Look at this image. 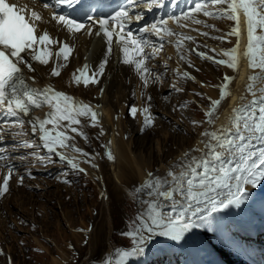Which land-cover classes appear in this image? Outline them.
I'll list each match as a JSON object with an SVG mask.
<instances>
[{
    "label": "snow or ice",
    "instance_id": "snow-or-ice-1",
    "mask_svg": "<svg viewBox=\"0 0 264 264\" xmlns=\"http://www.w3.org/2000/svg\"><path fill=\"white\" fill-rule=\"evenodd\" d=\"M141 2L143 0H127L125 7L99 18L85 13L84 20H78L68 13L53 12L52 19L68 33H80L83 30L92 35V28L86 25H98L99 30L95 35L104 37L107 44L105 55L111 53L115 37V42L120 45L123 63L134 65L144 85L147 86L152 70L145 62L159 50H155L151 56L146 54L142 45L147 41L142 36L134 34L128 27L132 22L129 9ZM76 3L77 0H52L51 4L45 2L43 7L71 9ZM196 14L223 17L234 22L228 33L216 39L227 40L230 36L237 38L234 47L221 50L218 55L222 58L205 52H197V55L232 70L238 69L243 55L247 57L248 68L252 70V74L247 77L245 93L239 97L240 103L231 108L225 122L216 126V120L219 119L218 109L231 95L229 85L234 79L225 74L221 83L213 86L218 88V98L208 97L210 103L204 110L205 119L191 121L194 128L205 123L210 126L199 133L197 145L177 157L167 167L165 175L148 172L143 182L129 193L135 202L146 207L137 213L132 230L121 233L132 238L133 247L127 251L117 249L116 264H123L129 257L142 254L146 242L157 236L179 242L191 230L209 227L213 219L216 220L218 229L226 228L227 225L222 223L221 218L214 217L213 214L229 208H239L249 198L248 186L255 188L264 183V0H194V6L182 12L181 17L173 15L169 19L182 28L189 25L181 24V19L197 25L205 23L196 18ZM136 18L140 19L139 16ZM242 18L243 29L247 35V46L243 53L239 49ZM41 19L40 13L27 5L18 7L16 3L0 0V112L14 118L3 123L22 129L25 124L24 118L28 117L27 123L31 126L32 133L38 136L47 153L46 157L38 156V162H51V158L57 156L70 165L72 170L87 174L86 169L80 167L78 161L81 157L86 158L84 162L95 168L97 165L92 163L94 158L75 143H71L74 136L69 133L87 141V135L77 127L81 123L79 117H89L90 126L96 127L99 123V113L91 105L77 101L50 85L42 88L32 87L24 78V68L29 72L35 71L33 61L42 65L49 63L52 55L51 45L59 44L55 53L58 59L67 61L72 52L67 42L54 39L47 30L42 33L38 31L37 22ZM167 25L168 20L161 18L150 28L139 29V33L153 32L161 39L162 33L167 36L176 35L180 37L175 42L178 50L184 40L194 39L182 32H175ZM205 26L215 27L207 24ZM192 30L203 36L210 35L208 32H200L199 29ZM211 51L216 52V49ZM183 58L181 56V59ZM106 63V59L101 61L98 70L91 74L86 71V65L84 69H77L73 73V82L82 83L85 87L97 83ZM59 67L62 65L52 68V76L60 74ZM177 74L185 79H195L188 72ZM173 89L177 92L182 91L175 85ZM249 96L251 99H248ZM45 104L51 110L45 113L43 118L31 116L34 109L42 108ZM137 111L135 106L129 108L133 117ZM142 111L145 114L149 113L148 107ZM152 123V119L146 116L144 126H151ZM2 131L0 128V132ZM100 134L103 135L102 128ZM25 146L33 147L27 142ZM68 149L78 155L68 156ZM106 155L109 160L114 159L110 151ZM3 159L4 150L0 148V160ZM5 167H8V173L3 176L0 183V197L9 191V181L13 173L12 166ZM23 180L24 177L21 176L19 182L23 183ZM102 264H111V261L105 260Z\"/></svg>",
    "mask_w": 264,
    "mask_h": 264
},
{
    "label": "rangeland",
    "instance_id": "rangeland-1",
    "mask_svg": "<svg viewBox=\"0 0 264 264\" xmlns=\"http://www.w3.org/2000/svg\"><path fill=\"white\" fill-rule=\"evenodd\" d=\"M189 7L190 6H187L184 11L188 10ZM177 17H181V15ZM196 18L205 23L197 25L189 20L181 19L180 23H186L189 27L182 28L174 22L171 24L185 30L187 34L191 33L190 35L194 38L193 40H195V43L193 44L194 46L192 45V49H189V46H187L186 43L182 45L179 50L173 47V45L168 44L165 49L163 47L160 48L161 51L163 50V53L159 60L169 62L170 64V66L166 65V72H163V74H165L163 77L161 76V79H154L152 77L154 70H152L149 82L147 86H145L140 75L135 73L139 84L135 89V95L134 92L130 94L132 95L131 99L128 100V98H126V100H122L121 104L124 105L125 102L129 101V104L125 105L123 113H119L120 110L115 105L116 98H111L114 120L117 119V117L121 120L120 125L125 131L124 134L131 139L132 154L136 158L143 155L142 157L145 159L148 166H150L148 169H145L146 174L152 172L155 175H165L167 167L170 165L169 163L172 164L183 152L196 146L195 141L200 138L199 133L204 131L205 128L210 127L205 123L194 128L191 121H203L205 119L204 110H206L210 103L208 100L209 95L201 90L202 84H208L212 89H215L213 96L214 99L215 97L218 98V88L213 86L220 84L225 74L220 69L222 65H217L210 60L202 59L195 52H205L208 55L222 58L218 55L221 53L219 49L225 50L234 47L236 45V37L230 36L227 40L216 39V37L228 33L230 30H227V28L233 26L234 22L226 18L215 16L205 17L203 14H196ZM206 24L214 25L215 27H206ZM192 29H199L200 32H208L210 35L203 36ZM161 35L164 38V35ZM179 38L180 37L177 36L174 37V41L172 42L176 45L175 42ZM193 40L186 41L192 44ZM198 45L199 47H197ZM169 48H172L171 53L168 51ZM193 49H196V51H193ZM211 49H216V52H212ZM173 52L177 55L174 56ZM181 56L184 58L181 59ZM92 57L93 54L91 55L90 62H92ZM113 57H115L114 53ZM164 57L168 60H164ZM157 58L158 56L154 55L151 60H147V67L150 68L153 64H158L155 65V68L161 70V67H159L160 63L156 61ZM152 61L156 62L152 63ZM175 63L180 67H183V65L185 66L187 63H191V67H193L192 70L194 71L192 77L194 76L195 79H185L179 76L174 71ZM67 64V66L70 67L69 61H67ZM196 65H198V67H196ZM117 67L118 63H116L114 58V69L99 88V91L103 90L100 92L101 94H107L113 71H115ZM188 67L191 68L190 66ZM208 67H214L216 71L215 76L208 74ZM172 68L174 70L170 73ZM167 71L170 73L169 78V73ZM188 73H190V71H188ZM196 74L201 77V79H199ZM196 77L198 79H196ZM231 77L235 78V74H232ZM181 79L183 80L181 81ZM126 81L128 83V76L126 77ZM233 82L234 79L229 85L230 92ZM173 85H175L176 88H181L182 91H175ZM72 92L74 93L73 95H76L79 91L75 90ZM196 93H202L203 95L197 96ZM95 96V90H88L87 95H82L81 93L77 94L78 98L83 97L89 102H91L90 100H93ZM149 97H151V99H149ZM162 98H164V105L160 103L158 104L157 101L155 102V100ZM170 99H175L174 102H180L181 104H177L176 106V104L174 105L173 101L171 102ZM98 104H100V102H98ZM170 104H172V107H170ZM181 105L186 106L181 107ZM131 106H135L138 110L135 117L129 112ZM145 107H148L149 109L148 114H145L142 111ZM220 108L221 106L218 109L217 115L219 114ZM139 114L142 115V123H144L146 116L151 118L154 122L151 126L146 127L141 134L140 131L136 132V127L138 125L135 124L138 122L137 115L139 116ZM128 119L134 123H129ZM84 124L88 128V130L84 129V133L88 137L87 141L81 137L84 151L89 153L91 157L97 155L100 163L104 160L112 162L113 160H109L106 155V153L111 150L109 141L106 138L104 140L101 139V129L95 131L96 128L100 127V124L96 127L90 126L89 117H86ZM114 127L117 128L116 125ZM103 132H105L104 129ZM137 136H141L142 139L139 140V137ZM183 136H187L189 140L183 142L181 139ZM156 146H159V148L156 149ZM39 147L38 156L46 157L47 153H43L42 146L39 145ZM104 166L105 171H108V165L104 164ZM160 168L162 169L161 173L163 174H159ZM12 177H17L15 183L16 187L14 189L11 187L9 188V191L7 192L9 193L7 194L8 202L3 208H0V214L2 215L0 226L3 232V236L0 237L7 257L9 256L8 258H10L11 261L10 263H6L4 260L6 256L0 255V264H53L52 258H59L56 250L58 247L65 249V253L68 257L63 264H102V262L106 260V250L108 245L113 247L109 260L111 261V264H116L118 259L117 249L127 251L133 247L132 238L121 235V233L132 230L133 221L135 220L137 213L146 206H142L135 202L131 196L128 197L129 200L122 201L121 208L118 212V219L115 220L113 217L114 223L110 234L106 237L103 224L100 231L101 235L99 234V236H101V240H99L100 242L97 244V247L94 246L95 251L88 252L90 236L96 232L98 233L101 214L97 205L100 200V195L98 196L97 189L92 183L93 181L91 182L86 178L88 177L87 174L77 173L72 170L70 165L65 161L60 160L57 156H53L51 162H38L34 171L28 177L24 176L23 183L19 182V176ZM13 178H10V180ZM37 181L40 183H37ZM41 182L44 183L45 187ZM105 187L106 186H104V188ZM248 187L249 198L246 201H251L254 198L263 200L264 183H261L255 188H252L251 186ZM15 194H17V196ZM16 200L22 203L21 208L19 206L17 208ZM127 201L129 202V208H127ZM14 202L16 204H14ZM243 206L245 207L244 209L247 208V211L253 210L254 208L264 209V203L262 202H244ZM243 206L241 205L240 207L243 208ZM128 213H131V218H129ZM221 213L224 215V212ZM216 214L221 218L222 223L227 225L225 233L217 228L215 219H213L212 224L209 227L196 229H201V233H207L206 236H202L207 239L210 247L212 246L211 248L216 253L227 259L226 264H254L251 262L250 258H241V256H239V253H241L242 250L244 251V249H248L249 246L245 243L244 239L240 237L241 234L238 231L236 224H234V221L228 218L227 222L222 214ZM216 214H213V216L216 217ZM224 216L227 218L226 214ZM253 217L264 218V215L254 214ZM129 219L133 220L130 221ZM258 222L264 225V221L258 220ZM229 230L231 232L230 237L233 239L228 237ZM73 231L77 233L80 232L82 235L74 236ZM78 243L79 246L77 245ZM182 243L183 242L171 241L165 237H154L152 240L146 242L142 254L129 257L123 262V264H133L135 259L141 264H193L191 259V257L193 258V255ZM232 245L235 246V248L238 247L239 251L233 252L229 249Z\"/></svg>",
    "mask_w": 264,
    "mask_h": 264
},
{
    "label": "bare ground",
    "instance_id": "bare-ground-1",
    "mask_svg": "<svg viewBox=\"0 0 264 264\" xmlns=\"http://www.w3.org/2000/svg\"><path fill=\"white\" fill-rule=\"evenodd\" d=\"M18 3L21 6H24L25 4H27V5L31 6L33 8V10H36L37 12L40 13L42 19L39 22H37L38 31H40L43 27H45V28L50 30L52 35L54 37H56L57 40L59 37H64L65 39L69 40L70 41L69 44L73 48V53H71L69 56V66L70 67L67 66L68 64L66 61L58 59L52 53V57L49 60L48 65H42L40 63H35V64H33V66L35 68L34 72H29L27 70V68H24L23 71H26L32 78L34 77V79L26 78L25 80L27 81V83L32 84V86L36 87V88H42L46 85H50L55 90L64 92L67 95L74 97L77 101L91 105L99 113L98 125L100 124V127L96 128L95 131H99L101 128L104 129L105 132H103V135L100 134L101 139L104 140L106 138L110 143V148H111L110 151L112 152V155L114 156V159L112 162L111 161L107 162L106 160H104L103 162L100 163L99 157L97 155H94V154H93L94 156H92L94 158L92 160V163L97 165V167H95V168H93L90 164L84 162V160L86 158L81 157L80 160L78 161L80 164V167L86 169L87 176H88L86 178L88 180H90L91 182L93 181L92 183L94 184L95 188L97 189V194H98V196L100 195V200L97 203V205L99 207V212L101 214V217L99 220V225H98L99 226L98 233L96 232L92 236H90V239H89L90 245H89V248L87 250L88 252L95 251L94 246L97 247V244L100 242L99 240H101V238H100L101 236H99V234L101 235V233H100L101 228H102L101 226L104 224L105 235L107 237V235H109L110 231L112 230L114 218H115V220L118 219V212L121 208L122 201L129 200L128 199V197H130L129 193L132 192L136 186H138L140 183L143 182V180L146 177V170L145 169L146 168L148 169V167H150V166H148L145 159L142 157L143 155H140L138 158L134 157V155L132 154V149H131V141H130L131 139H130V137H127L126 134H124L125 131L123 130V127L120 125L121 120L118 119V117H117V119L114 120L113 113H112V111H113L112 103H111L112 97L116 98V100H115L116 104L115 105L120 110L119 113H123V111L125 110L124 107H125V105L129 104V101L125 102V105H124V104H121L122 100H126V98H128V100L131 99L132 95H130V94L132 92H134V95H135V89H136L137 85L139 84V82H138V79H137L136 74L134 72H136V73H138V72L136 71L135 67L132 69L129 65L125 66L123 64H118V67L115 69V71H113V76L110 80L109 89H108L107 94L106 93L101 94L100 93L101 91H99V88L102 86L104 81L107 79L108 75L114 69L113 51H111V53L108 54L107 56L105 55L107 52V44L103 41L102 37H100V36L97 37L94 35H87V34H82V33H76L74 35V37L69 39L68 34L64 30H58L57 24L48 15L49 14L48 9L42 8L39 5V3H37L36 1H32V0H22V3L21 2H18ZM227 30H231V28H227ZM160 39L161 38H159V41H160ZM235 40L237 43V38ZM194 41L195 40L192 41V44H190V43L187 44V46H189V49L191 47L193 48V46H194L193 44L195 43ZM246 46H247V35H246V31H244V29H243V18H242V35L239 37V47H240L241 53H243L246 50ZM221 50L222 49H219V51H221ZM168 51L171 53L172 48H169ZM195 53H197V52H195ZM92 54H93L92 62L95 63L94 65L96 68L99 67V64L101 63V61H103L105 59L107 60V63L105 64V67H104L105 72L103 71V73L99 76L97 83L89 84L88 87H85L82 83L81 84L74 83L73 82V73H75L77 70V68H75V67L80 66V64H82L83 62H90ZM173 55L176 56L177 54H175V52H173ZM163 59L168 60L166 57H164ZM55 60H57L56 66L62 65V67L58 68V70H62V72L57 77H54L51 75V71L53 68L52 64H53V61H55ZM188 66L191 67V63L190 64L187 63V64H185V66L183 65V67H180L177 63H175L174 64V69H175L174 71L176 73H178V72L183 73V72L190 71L189 74H190V76H192V74L194 73V71L192 70L193 67L189 68ZM47 67H49V68H47ZM196 67H198V65H196ZM220 69H221V71H223L224 74H227L228 76H232V74H235V78H234V82L232 84L231 95H229L228 98L224 102H222V104H221V108H220V111L218 114L219 119L216 120L217 121L216 125H220L221 123L225 122V118L230 113L231 108L234 105L240 103L239 97L241 94L245 93V85L248 82L247 77H248V75L252 74V70H250L248 68L247 57H244L243 55L241 56L238 69L232 70V69H229L228 67H226L224 65H222V67ZM207 72L211 76H215V74H216L214 67H208ZM127 76H128V83L126 81ZM196 76L199 79H201V77H199L197 74H196ZM197 77H196V79H198ZM182 80L183 79H181V81ZM95 85H96V87H95ZM132 87H134V88H132ZM75 90L79 91L78 93H81L82 95H87L88 90H95L96 96L93 98V100H90L91 102H89L88 100L84 99L83 97L78 98L77 97L78 93H76V95H73L74 93L72 91H75ZM201 90L204 91L207 95H209V97L214 99L213 93H214L215 89H212L208 84L203 83L201 86ZM165 98H168V97H165ZM163 99L164 98L155 100V102L157 101L158 104L160 103V104L164 105L165 103L163 102ZM215 99H216V97H215ZM248 99H251V97L249 96ZM170 100H171V102L173 101V104L174 105L176 104V106H177V104H181L180 102H176V101L174 102L175 99H173V100L170 99ZM98 102H100V104H98ZM171 102H169V103H171ZM170 107H172V104H170ZM50 110L51 109L49 108V106L47 104H45L42 108L34 109L31 112V116L32 117L38 116V117L43 118L44 114L49 112ZM137 118H138V122L135 123L138 125L136 127L137 128L136 132L140 131V134H141L142 131H144L146 129V127L144 126V123H142V115L141 114H139V116L137 115ZM24 119H25V124L23 125V127L28 126L29 130H31V126L27 123L28 117H25ZM79 119H80L81 123L77 127H79L83 132H84V129L88 130V128L84 124L86 117H79ZM128 122L134 123L133 121H131L129 119H128ZM62 123H66V122H62ZM115 125L117 128L114 127ZM12 127H14V126L12 125ZM15 127H17V126H15ZM48 127H51V125H48ZM17 130H18L17 133L21 132L20 129L17 128ZM132 133H133V131H132ZM15 134L16 133H13V132H6L3 135L5 137H13V136H15ZM69 134L74 136V140L71 141V143H75L78 147H80L81 149L84 150V145H82L81 137L78 135L72 134V133H69ZM137 137H139L138 138L139 140L142 139L141 136H137ZM181 139L183 142L189 140L187 136L186 137L183 136V137H181ZM108 141H107V143H108ZM197 142H198V140L195 141L196 145H197ZM157 148H159V146H156V149ZM67 155L71 157V156L78 155V154L72 152L71 149H68ZM15 158L18 161V155H16ZM104 164L108 165V171H105ZM169 164H171V163H169ZM76 172L78 173V171H76ZM161 172H162V169L160 168L159 174H163ZM82 174H85V173H82ZM0 176H1V173H0ZM83 177H84V175H83ZM16 178L17 177H15L9 181V188L11 187L12 189H14L16 187V185H15ZM2 179H3V176H1V180ZM11 181H12V183H11ZM37 183H40V182L37 181ZM41 184L44 186L43 182H41ZM26 185H28V184H26ZM133 185H134V187H133ZM104 186H106V187L104 188ZM31 188H34V187H31ZM35 188H36V186H35ZM37 189H40V188H37ZM7 194H9V193H6L3 197H0V208H3V206L8 202V195ZM15 195L17 196V194H15ZM21 200H22V198H21ZM16 201L15 202L17 203V208H18V206L21 208L22 203L18 202V200H16ZM15 202H14V204H16ZM124 204H125V202H124ZM127 208H129V202H128ZM244 208H245L244 206H243V208H241V207L229 208V209L222 210V212H224V215L226 214L227 219L228 218L232 219L234 221V223L240 221L241 216L245 215V214L264 215V209L263 208H254L253 210H250V211H247V208L246 209H244ZM241 209H243L244 211ZM131 213H132V210H131ZM131 213H128L129 218H131L130 217ZM63 216H64V213H63ZM1 219H2V215L0 214V224L2 221ZM129 220L131 221L133 219H129ZM200 231H202V230L201 229H198V230L193 229L190 232L186 233L185 237L181 241H179L180 243L183 242L182 244L193 255L195 263L196 264H217V263L212 262V260H215V258L217 257L218 259L223 261L224 264H226L227 259H225L222 255L216 253L211 248L212 246L210 247L207 239L204 238V236H206L207 233L204 234L203 232L201 233ZM2 233H3L2 228L0 226V236H3ZM73 235L74 236H81L82 234L80 232L77 233V232L73 231ZM202 235H204V236H202ZM87 239H88V237H87ZM77 245L79 246V243ZM112 248L113 247L108 245V248L106 250V260H109V257H111ZM56 250H57L59 258L53 257L52 263L53 264H63L68 259L67 255L65 253V249L58 247ZM217 254H218V256H216ZM0 255L6 256L5 258L3 257L5 262L10 263L11 260H10V258H8L9 256L7 257L6 251L4 250V248L2 246L1 237H0ZM133 264H141V263H139V261L135 259Z\"/></svg>",
    "mask_w": 264,
    "mask_h": 264
}]
</instances>
